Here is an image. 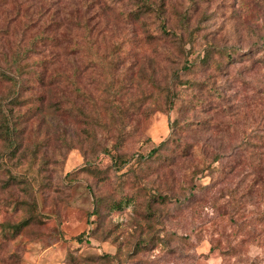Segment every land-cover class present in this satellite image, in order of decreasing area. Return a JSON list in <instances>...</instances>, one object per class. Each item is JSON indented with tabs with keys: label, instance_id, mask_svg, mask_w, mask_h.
Here are the masks:
<instances>
[{
	"label": "rangeland",
	"instance_id": "1",
	"mask_svg": "<svg viewBox=\"0 0 264 264\" xmlns=\"http://www.w3.org/2000/svg\"><path fill=\"white\" fill-rule=\"evenodd\" d=\"M79 1L0 0V264H221L211 234L235 229L228 196L252 176L264 0H94L92 45L52 30ZM263 242L237 264H264Z\"/></svg>",
	"mask_w": 264,
	"mask_h": 264
},
{
	"label": "trees",
	"instance_id": "2",
	"mask_svg": "<svg viewBox=\"0 0 264 264\" xmlns=\"http://www.w3.org/2000/svg\"><path fill=\"white\" fill-rule=\"evenodd\" d=\"M146 1V0H145ZM92 3V4H90ZM95 2L94 0H80L78 2L79 8L76 7V3L70 5L71 7H68L66 10L65 8L60 7L53 9V12L51 14L50 22L54 26L52 27L53 31H56L58 29H61L62 33H65V35L71 34V32H76L77 30L83 31L85 35L90 36L86 38V42L88 45H92L93 38H91L92 34L99 33V21L96 19L97 10L93 9ZM147 7V6H146ZM64 14L63 16L55 17V15L58 12H61ZM166 23L163 22L161 19L160 21V27L162 29V32L164 33H171L173 36H178L177 32L174 30H169L165 26ZM77 28V29H75ZM95 31V32H94ZM190 34V33H189ZM213 45V44H212ZM208 45L205 49H203V53L200 56V63L203 65L207 64L211 57V53L214 52L213 50H217L220 53H222V48H217L216 46ZM258 47L261 49V51L264 53V41L261 42ZM234 48H230V50H227L225 53L229 55V58H232L234 55ZM181 54L183 56L182 62V69H190L192 68L193 61L190 59V57H187V52L184 53V51H181ZM182 83V81H181ZM261 94H264V88L261 86ZM176 93H172L170 96H168L169 103H172L173 96L175 97ZM257 103L260 105L259 108H257L258 117L252 119V122L254 121L256 123V127L253 129H248L243 131V142L239 145L241 148V158L244 159V161H247L250 164V180L249 183L246 184V186L243 188V192L241 193L244 197L243 201L236 200L234 202L239 203L236 206H232L229 201L230 195L228 196L227 203L229 204V219L234 221L235 229L231 230L230 233L226 235H219L217 238H214V234L212 233V245L210 247V250L214 249H223V255L225 256L223 258V261L221 264H231L229 262L230 258L237 259L233 261V264L237 263H244L246 261V254L241 251V246L248 245L249 240H257L259 241L261 237H264V96L260 97ZM0 109H2V105L0 103ZM3 113V117L6 130H9V126L14 130V125L10 124L9 119L6 118V115L3 110H1ZM166 144V141H161L159 145L152 148V150L149 152L150 154H153L161 146H164ZM104 151H108L105 150ZM231 158V160L234 159V155L229 152V154H226V152H217L213 155V158L211 161H218L221 157L228 156ZM211 166L206 163L204 168H210ZM228 169V173H231L235 170V168L230 166ZM232 197H234L232 195ZM243 205V213L242 216L239 218V209ZM239 219L240 223H237L235 220ZM247 221H250L251 224H248ZM244 229V232L250 230V232H246L245 234H240V229ZM82 234V233H81ZM80 234V235H81ZM216 235V236H217ZM245 235V236H244ZM255 243V242H254ZM250 244V243H249ZM264 244V242L262 243ZM243 257H245V260L242 261ZM242 261V262H241Z\"/></svg>",
	"mask_w": 264,
	"mask_h": 264
}]
</instances>
